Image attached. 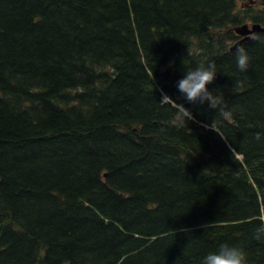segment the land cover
Masks as SVG:
<instances>
[{"label":"trees","instance_id":"1","mask_svg":"<svg viewBox=\"0 0 264 264\" xmlns=\"http://www.w3.org/2000/svg\"><path fill=\"white\" fill-rule=\"evenodd\" d=\"M239 1L0 0V264H200L222 242L264 264V33L247 71L230 50L264 10ZM207 60L214 108L175 88Z\"/></svg>","mask_w":264,"mask_h":264},{"label":"clouds","instance_id":"2","mask_svg":"<svg viewBox=\"0 0 264 264\" xmlns=\"http://www.w3.org/2000/svg\"><path fill=\"white\" fill-rule=\"evenodd\" d=\"M233 55L235 56L236 68L240 72L247 71L250 56L246 48L243 45L238 46ZM216 76L217 65L215 61L207 60L194 68L183 71L182 76L175 83V88L187 103H207L210 108H214L217 97L208 86L214 82ZM169 100L172 99L162 92L161 102L167 103ZM176 114L180 123L194 119L192 112L185 107L184 103L176 102ZM256 138L260 139L259 133H257ZM253 238L256 241L264 242V215L259 217V223L253 229ZM200 264H248L247 253L240 244L222 242L214 251L205 254Z\"/></svg>","mask_w":264,"mask_h":264},{"label":"water","instance_id":"3","mask_svg":"<svg viewBox=\"0 0 264 264\" xmlns=\"http://www.w3.org/2000/svg\"><path fill=\"white\" fill-rule=\"evenodd\" d=\"M264 5V1H263ZM234 32L242 37L235 45H233L230 50L235 52L236 48L243 45L245 42L251 40L252 36L257 33H264V26L259 23L244 24L234 28Z\"/></svg>","mask_w":264,"mask_h":264},{"label":"rangeland","instance_id":"4","mask_svg":"<svg viewBox=\"0 0 264 264\" xmlns=\"http://www.w3.org/2000/svg\"><path fill=\"white\" fill-rule=\"evenodd\" d=\"M255 1L256 2H254V4L253 3L249 4V1H247V0H240L239 5L242 8L246 7L248 9H251L253 15H259L263 12L264 7L261 4L260 0H255Z\"/></svg>","mask_w":264,"mask_h":264}]
</instances>
